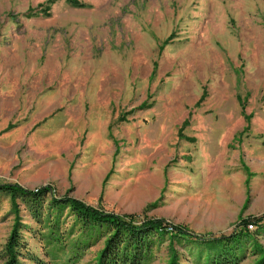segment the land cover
Segmentation results:
<instances>
[{"label": "rangeland", "instance_id": "obj_1", "mask_svg": "<svg viewBox=\"0 0 264 264\" xmlns=\"http://www.w3.org/2000/svg\"><path fill=\"white\" fill-rule=\"evenodd\" d=\"M79 1L0 0V183L199 235L264 214V0ZM18 201L23 264H98L102 233ZM16 216L0 192V244ZM200 245L155 236L142 264H205Z\"/></svg>", "mask_w": 264, "mask_h": 264}, {"label": "trees", "instance_id": "obj_2", "mask_svg": "<svg viewBox=\"0 0 264 264\" xmlns=\"http://www.w3.org/2000/svg\"><path fill=\"white\" fill-rule=\"evenodd\" d=\"M69 1L74 5H82L79 0ZM38 9L37 11L47 10L48 7L46 3H40ZM0 192L11 196L13 211L17 215L7 240L0 244L2 264H23V259L31 253L22 234L24 224L20 217L18 199L28 205L38 220L42 217L46 205L59 211L70 209L85 229L96 230L95 235L102 233L105 236V244L98 256V264H142L154 237L166 235L173 241L176 239L185 244L203 245L204 249L209 251L205 256V264H240L245 253L242 242L254 236L248 224H260V227L264 228L262 214L240 220L230 234L199 235L162 218L105 211L102 207H95L69 194L59 197L55 194V188L50 185L30 189L18 183H0ZM260 255L255 264H264V250L261 249ZM169 264H181L175 248Z\"/></svg>", "mask_w": 264, "mask_h": 264}, {"label": "built area", "instance_id": "obj_3", "mask_svg": "<svg viewBox=\"0 0 264 264\" xmlns=\"http://www.w3.org/2000/svg\"><path fill=\"white\" fill-rule=\"evenodd\" d=\"M249 227L252 229L254 227V225L253 224H250Z\"/></svg>", "mask_w": 264, "mask_h": 264}]
</instances>
